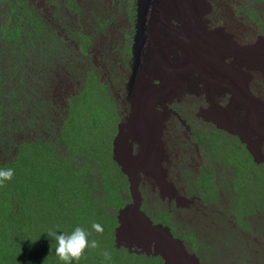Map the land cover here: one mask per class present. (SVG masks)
I'll list each match as a JSON object with an SVG mask.
<instances>
[{"label":"rangeland","instance_id":"1","mask_svg":"<svg viewBox=\"0 0 264 264\" xmlns=\"http://www.w3.org/2000/svg\"><path fill=\"white\" fill-rule=\"evenodd\" d=\"M203 1L200 32L223 36L219 72L234 73L237 80L240 73L229 70L237 67L247 81L243 93L222 76L204 74L209 69L199 68L197 58L192 63L182 28L164 25L160 16L146 37L149 45L156 40L160 52L164 48L165 58L184 63L179 87L166 86L154 48L152 62L158 61L160 71L148 82L140 75L128 87L137 0H0V169L13 170L12 178L0 183V264H64L49 234H70L77 226L97 247H86L72 264H165L161 255L136 253L142 249L135 243L134 252L116 247L118 232L127 238L152 225L167 227L200 264H264V127L252 106L264 108V70L233 53L236 46L256 52L255 44H262L258 52L264 53V0ZM198 3L179 0L190 9L192 23ZM198 75L205 93L195 88ZM166 89L177 92L172 103L163 102ZM219 89L224 93L214 94ZM138 94L147 99L144 123L154 127L147 136L134 134ZM235 99L243 103L240 108ZM210 101L247 115L251 139L262 140L253 144L248 138L260 160L254 161L246 142L231 133L235 130L215 120L224 123V111L213 113L214 120L203 114ZM166 108L180 119L172 114L166 119ZM116 138L121 165L114 159ZM156 145L171 162L167 180L163 157L158 169L185 198L181 206H175L173 192L162 196L159 181L147 174L154 162H140L144 150L155 157ZM122 165L132 172L136 199ZM93 223L103 231L96 232Z\"/></svg>","mask_w":264,"mask_h":264},{"label":"bare ground","instance_id":"2","mask_svg":"<svg viewBox=\"0 0 264 264\" xmlns=\"http://www.w3.org/2000/svg\"><path fill=\"white\" fill-rule=\"evenodd\" d=\"M182 1L184 2L185 0H182ZM160 7H161L160 8V14L161 15H164L166 12H168L169 15H173L178 19L181 18V22L184 23L183 24L184 27H182V33L185 35V38L187 41L186 46L184 44L185 50L188 49V52H186L188 55L194 54L193 55L194 57L192 56L193 59L191 60V62L193 63L195 61V59L197 58V61H198L197 64H199V68H201L202 70L209 69L208 72L204 71L205 72L204 74L209 73L212 76H215V75H218L220 77L222 76L225 78L223 83H225L227 85H229V83H232L234 88L237 89V91H239L238 88L241 86V82H240L241 77L238 75L237 80H235V76H233L234 75L233 72H229V73H233L232 77H231V74H227V73L225 74L226 75L225 76L219 72V68L217 66V65H220L219 58H220V55L222 54L221 53V51L223 50L222 46L224 43L227 44V42L225 40L224 41L222 40L223 36L219 35V34L217 36H215V35L204 36L200 32V26H199L196 29V32H198L200 34L201 40L197 41L196 40L197 38L193 39V37H192L194 34L192 35L191 30H190V24H189V22L192 23L191 20L184 19V17H183V15H185V13H184V10L182 9V6L179 4V0H161L160 1ZM153 29H154V31L152 32V34L155 33L156 27H153ZM188 35L190 36V38ZM163 40H165V42L168 41L167 45L171 49V45H170L171 42L169 41V39L168 40H166L165 38L161 39V41H163ZM183 42H185V40ZM150 45L152 47L151 48L152 53H153V48H154V55L158 56V59L160 60V62H162V65L164 66L163 71L160 73V75H161V77H164L163 81L165 82L166 86H168V87L172 86V89L173 88L178 89V87H179L178 83L180 82L179 78L181 77L180 73H182L183 70L186 69V67L182 68L183 66H185L184 63L182 64V63H179V61L175 60L176 63L179 64V65H177L175 63V61H173V58L167 57V56L165 58L164 57L165 53H163L164 48L162 47L163 50L160 52L158 49V45L156 46V40L155 39H153V41L150 42ZM224 46H226V45H224ZM156 47H157V50H156ZM193 47H196V48H193ZM263 47H264V45H263ZM155 50L158 52H156ZM254 50L259 51L260 45H258ZM262 50L264 51V49H262ZM166 51H167V48H166ZM233 51H234L233 53L240 52L243 55L242 58H239V60H241V62H245V64H247V65L256 66V67H259V68L264 70V53L263 52H258V51L255 52L252 50V48H249L245 51L238 48L237 50L235 49ZM227 52L230 53L229 51H227ZM233 53H232V55H233ZM154 59H156V58H154ZM216 59L219 60L218 63L213 62V61H217ZM157 64L159 65V68H160V64L158 63V61H157ZM202 70H201V73H202ZM229 70L233 71L234 68L230 67ZM141 75H142V77L144 76V74H141ZM136 78H137V76L131 72L127 86L128 87L133 86L137 80ZM138 78L141 80L140 75ZM228 79H229V81H228ZM142 81L145 83L147 80L144 81L142 79ZM182 85L184 87V83H182ZM180 86H181V83H180ZM183 92H184V90H183ZM153 95L155 96V93ZM138 96H139V98H138L137 104H136L137 110H136V115L134 117V121L136 122L135 124H136L137 128L135 129V127H134V134L137 135V133H139V134L145 135L148 132H150V133L154 132L153 131L154 127H150L148 124L145 125L144 119H145L146 115L144 113L146 112L147 99L144 100L143 98H141V96L139 94H138ZM252 106L254 107V110L257 113L258 120H259L258 123L260 124V126L264 127V108L261 111V108L259 105L255 104ZM213 113L216 116H219V111H213L212 115H214ZM171 114L173 116H176L179 118V114L170 110L166 116V119H169V116H171ZM239 115L234 110L229 108V110H226L223 113L224 123L222 121H220V122L228 128H238L239 130H241L242 133L244 132V134L247 136L250 132H252V130H250V128H249L250 126H249V122L247 120V115L244 114L242 116V118H239ZM182 124H185V122L183 121ZM186 128L188 129V126H186ZM147 129H149V130H147ZM145 136H147V135H145ZM150 137H151V135H150ZM247 137H249V136H247ZM117 140H118V138H116L115 142H114V145H115L114 159L118 162L119 165H121V162H120L121 160L118 161V158H117V155L119 157L118 149H117ZM147 140L148 139H146L145 141H147ZM146 143H148V141ZM146 143H144V144H146ZM260 153H261V151H260ZM140 158H143L140 161L141 164L142 163L144 164V162H145V163H150L151 164L150 166H153V162H154L155 158L150 157V151H147V150L142 151V155H141V157H139V159ZM163 158L165 159V161L167 163V167L164 169V171H165L164 177H165V180H167V178H169V167L171 165V162H170L167 154L164 155ZM139 159L137 161H139ZM161 159L159 161L160 164L162 163ZM122 170H123V172L128 174L127 176H129L130 182L133 183L131 189L133 190L134 199H136L137 191L134 192L135 186H134V178H131L132 172L130 170H128L124 165H122ZM170 185L172 186V189H173V197L176 199L175 206L176 207L181 206V204H179V201H181L182 199H178V196H177L178 194L176 191L177 189L175 190V187L173 186V184L170 183ZM137 201H138L137 207H139L140 199H137ZM170 202H172V201L169 198V203ZM187 202H189V201H187ZM184 205H186L188 207V203H186ZM123 212L124 211L121 210V213H123ZM139 214L141 215L142 218H144V220H146L148 222V224H151L150 220H148V218H146L144 216L143 212H141V213L139 212ZM149 240H150V243H149ZM152 241L154 242V244H152ZM133 243H135V245L141 247V249H142L141 251L135 250L136 253H147L148 255H151V254L152 255H161L162 258L165 260V264H168L169 261H171V264H200L199 259L195 256V254L188 253L186 251L183 243L180 240L174 238L172 236V234L170 233V230L167 227H164L161 225H158V226L152 225L151 228L146 227L144 231H141V229H139V230L131 233L129 235V237H127V238H124L121 232L117 233V235H116V247L117 248L123 246L125 248H128L130 252H134V250H132V248L134 247ZM151 246H154L153 252L151 250L152 249ZM173 261H175V262H173Z\"/></svg>","mask_w":264,"mask_h":264},{"label":"clouds","instance_id":"3","mask_svg":"<svg viewBox=\"0 0 264 264\" xmlns=\"http://www.w3.org/2000/svg\"><path fill=\"white\" fill-rule=\"evenodd\" d=\"M138 1V0H137ZM154 1H156V0H154ZM160 1V0H159ZM204 4V1L203 0H199V3H198V8H196L197 9V13H198V19L197 20H194L195 21V23H190L189 22V24H190V29H191V33H193L194 34V36L199 40H201V37H200V34L198 33V32H196V29L199 27V26H201L202 27V29L204 30L205 28H204V26H203V23H204V20H203V18H202V16H203V11H201L200 10V7L201 6H199V5H203ZM136 6H137V2H136ZM137 8V7H136ZM184 10H185V16L188 18V19H190V20H192L191 19V14H189V8H188V6L186 7H182ZM157 13H158V15L160 16V17H163V19H164V25H167V26H171V27H173L174 28V30H181V28H182V26L184 27V25H176V24H172V20L173 19H176V20H178V21H180V19H178V18H176L175 16H173V15H169L168 14V12H166L164 15H161L160 14V11L157 9ZM150 18V17H149ZM154 21H155V19H153V20H148V21H146V23L148 22L149 23V25H147L146 24V27L148 28V30H150V28L152 27V25H153V23H154ZM136 24H137V21H136ZM184 24V23H183ZM195 27V28H194ZM137 29V28H136ZM137 31V30H136ZM136 35V34H135ZM167 35V34H166ZM135 37V36H134ZM134 37H133V41H134ZM175 38V37H174ZM150 40V39H149ZM148 39L146 40V42H145V44H144V49L145 50H147V52H152V50H151V48H150V45H149V41ZM148 43V44H147ZM147 44V46H145ZM132 45H133V43H132ZM259 44H255L254 46H251V47H256V46H258ZM260 45H262V44H260ZM238 48H241V47H238V46H236V49H238ZM131 54H132V47H131ZM242 57H243V55L242 54H240ZM152 57H153V53H151L150 54V59H149V63H153L152 62ZM178 58V57H177ZM174 59H176V58H174ZM131 60H132V57H131ZM130 63H131V61H130ZM154 64V66L156 67V65H158V64H155V63H153ZM231 67H233L234 69H236L237 70V73H240L242 76L244 75V74H242L240 71H239V69L237 68V67H235V66H231ZM158 71H160V68L159 67H157V69H156V71H149L148 69H141L140 70V75L141 74H144L146 77H145V79L147 80V82L149 81V79L153 76V75H156L157 74V72ZM130 74H131V66H130V73H129V76H130ZM239 74V76L243 79V84H242V87L240 88H238V90L240 91V89H241V92L243 93L244 92V89H245V86H246V83H247V81L241 76ZM188 75V74H187ZM129 76H128V80H129ZM186 78V75H184L183 76V79H185ZM128 80H127V82H128ZM126 82V83H127ZM147 82H145V83H143V84H146ZM201 83H202V80H201V77L198 75V78H197V81H196V89H197V93H203L204 91H206L202 86H201ZM139 85L140 84H138L137 83V85H136V87L137 88H139ZM142 85V84H141ZM135 87V88H136ZM144 87V86H143ZM195 88H193V89H195ZM161 89H164V87L163 86H161ZM165 92L163 93L164 94V97H163V102H170V103H172V99L174 98V97H176V96H178L176 93L177 92H171V93H167V91H168V89H166V90H164ZM169 92V91H168ZM188 92H192L191 91V89H189L188 90ZM247 92V91H246ZM186 93V90L184 91V93H182V94H185ZM222 93H224V90H222V89H219V90H216V91H214V94H217V95H222ZM170 94V95H169ZM182 94H180V95H182ZM172 97V98H167V97ZM254 100V99H253ZM254 101H256V100H254ZM211 102V104H210V107H209V109L208 110H205L204 112H203V114L204 115H206V116H208V117H210L211 119H215L213 116H212V112L213 111H218V110H221V111H226V110H229V106H227V108H225V109H222V108H219L218 106H216L215 104H214V102H212V101H210ZM235 103L236 104H238V108H240V105H243V103L242 102H240L239 101V99H235ZM230 109H232V108H230ZM173 111V112H175L174 110H172L171 108H169V109H167L166 108V110H165V113H162V115H164V114H168V112L169 111ZM233 110V109H232ZM235 111V110H234ZM238 115H239V112L238 111H235ZM134 113V112H133ZM158 112L156 113V114H154V117H156L155 119H156V121L157 120H159V117H158ZM242 116H243V114L241 115L240 114V116H239V118H242ZM131 120V119H130ZM218 123H220V121L219 120H217V119H215ZM181 121H184V120H181ZM222 125V124H221ZM223 126H225V125H223ZM220 127V126H219ZM226 127V126H225ZM220 128H222V127H220ZM226 128H228V127H226ZM222 129H224V128H222ZM229 130H235L234 132H232L231 131V133H234L235 135H238V136H240V140H241V142H246V144H247V149L250 151V153L252 154V157L254 158V161L256 162V160H260L259 158H261V155L260 154H257L256 152H258V151H256L257 149H254L255 148V146L254 145H251L250 144V142H249V140H248V138L250 139V141H251V143H253V144H255V143H261V138H254V139H251V135L252 134H250V137H247L244 133H242L239 129L237 130V129H232V128H229ZM244 137H245V139H244ZM133 141H134V139H133ZM156 154H155V159H154V168L153 169H150V173H147V174H149V175H152L156 180H158L159 181V184H160V186L162 187V196H163V193L165 194V195H170L172 192H173V189H172V187L170 186V185H168V184H166L164 181H163V179H162V173H161V171L158 169V163H159V161H160V159L164 156V155H166L165 154V152H164V148L163 147H161V151L158 149V145H156ZM131 152H132V147H131ZM132 159H134V157H132ZM132 167H133V165H132ZM155 170V171H154ZM158 171V173L159 174H156L155 172H157ZM139 175V180L141 179L140 178V173L138 174ZM12 176H13V170L12 169H10V168H8V169H0V183H2L4 180H10L11 178H12ZM178 196V199H185L180 193H179V195H177ZM163 198V197H162ZM142 202V201H141ZM170 227V226H169ZM92 228L96 231V232H102L103 231V228H102V226L99 224V223H93L92 224ZM171 229V228H170ZM172 232V231H171ZM173 234V233H172ZM49 235H52V236H54L55 237V240H56V242H57V246H56V248H55V253H56V255L59 257V259L61 260V261H63L64 262V264H72V261H74V260H78L80 257H81V255H82V253L84 252V249L86 248V247H88V248H96L97 247V241L96 240H89L88 239V233H86L85 232V230L83 229V228H81V227H79V226H77V227H75L74 228V230L70 233V234H65V233H61V234H59V235H57L56 234V232H54V233H50ZM33 242H35V241H33ZM152 247V246H151ZM189 253H190V251L189 250H187ZM103 256H104V258H105V260H107V261H110L111 260V254L108 252V251H104V253H103Z\"/></svg>","mask_w":264,"mask_h":264},{"label":"water","instance_id":"4","mask_svg":"<svg viewBox=\"0 0 264 264\" xmlns=\"http://www.w3.org/2000/svg\"><path fill=\"white\" fill-rule=\"evenodd\" d=\"M159 16L156 11V1L152 0H138L136 8V35L132 45V60L130 63L131 72L139 77L141 69H148L149 71H156L157 67L153 63H149L150 54L144 48L147 40L146 37V21L155 19ZM150 17V18H149Z\"/></svg>","mask_w":264,"mask_h":264},{"label":"trees","instance_id":"5","mask_svg":"<svg viewBox=\"0 0 264 264\" xmlns=\"http://www.w3.org/2000/svg\"><path fill=\"white\" fill-rule=\"evenodd\" d=\"M108 36H111V34H108Z\"/></svg>","mask_w":264,"mask_h":264}]
</instances>
